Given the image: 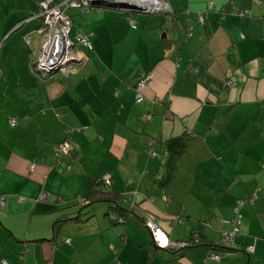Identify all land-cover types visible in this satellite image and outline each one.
Here are the masks:
<instances>
[{"label": "crops", "instance_id": "crops-1", "mask_svg": "<svg viewBox=\"0 0 264 264\" xmlns=\"http://www.w3.org/2000/svg\"><path fill=\"white\" fill-rule=\"evenodd\" d=\"M41 1L0 0V264H264V0H165L143 17L71 9V37L93 49L76 43L84 65L48 76L34 66L38 33L25 39L41 19L21 24ZM107 173L123 222L84 200ZM255 194L234 249L213 251ZM148 220L189 244L159 247Z\"/></svg>", "mask_w": 264, "mask_h": 264}, {"label": "built area", "instance_id": "built-area-1", "mask_svg": "<svg viewBox=\"0 0 264 264\" xmlns=\"http://www.w3.org/2000/svg\"><path fill=\"white\" fill-rule=\"evenodd\" d=\"M131 1L144 7H149L154 12H168L170 9L169 3L165 0ZM255 1L260 2V0ZM93 3L94 5H105L107 0H61L59 2L56 0H42L40 2V11L37 15H35V17H40L42 19V25L38 30H33L25 36L27 43L30 44L35 31L36 33L42 34V39L40 42L41 51L36 63L34 62L35 68L47 75L49 73H53L55 70L54 61H58L60 62L61 66H63L62 73H68L71 69H73V67L70 68V66L87 60V55L84 52L76 50V43L88 49H93V43L90 35L84 32H79L76 35L77 42L71 38V27L73 21L70 14V9H80L83 12H88L94 6ZM212 6L213 5H209L208 9H211ZM239 14L244 16L246 12L244 10H240ZM198 18L200 22H204L205 18L203 14H200ZM130 23L133 27H136L137 25V21L135 19H130ZM192 32V29H190L189 35H191ZM75 60H77V62H74ZM149 76V74H144L137 83L136 89L138 100H141L144 95V89L149 83L148 81L151 79ZM19 123V118H13L10 120L11 126H17ZM153 143H155V141H153ZM63 146L64 147L62 151L57 154L58 157L67 155L72 150V144L67 140L64 141ZM152 155L156 156L158 153L153 150ZM103 179L107 185H111L110 174H105ZM257 197L258 196L255 194L252 197H249V199H241L238 201V204L235 207L236 217L230 222L234 226V229L232 231L223 232V244L235 246V236L240 233V207L245 202V200L253 203ZM40 199L49 200L50 194L43 192L40 196ZM0 204L2 207L4 206L3 198H0ZM112 217L114 219L117 218L115 215H112ZM146 226L151 231L153 241L161 248L171 249L188 245L187 242H172L166 232L163 231L153 220H148L146 222ZM246 250L248 252H253L254 246L250 245ZM212 256L219 258L220 254L213 252ZM2 264H8V261L3 259Z\"/></svg>", "mask_w": 264, "mask_h": 264}, {"label": "trees", "instance_id": "trees-1", "mask_svg": "<svg viewBox=\"0 0 264 264\" xmlns=\"http://www.w3.org/2000/svg\"><path fill=\"white\" fill-rule=\"evenodd\" d=\"M57 1L59 2L61 0H57ZM213 8H214V5L212 6L211 9H213ZM211 9H208V10L210 11ZM222 11H223V13L226 12V7L223 8ZM244 11L246 12V14L244 16L245 17L248 16L249 12L246 10H244ZM200 12H202V11H200ZM232 12L239 15L240 17H243L239 14L240 10H234ZM126 14H129V13L126 12ZM137 24H138V22H137ZM136 27H137V25H136ZM190 29H192V31H193V27H190ZM136 88H137V84H136ZM110 187L111 186L107 185L102 177L101 178H91L89 192L87 193V195L84 198L86 206H89V207H87V209L89 210L90 208H92L93 207L92 205L96 204V202L107 201L108 204H110L112 206V209H113V211L108 212V214H110V216L115 215L117 217V214H115V213H118L120 210L126 211L127 209H124V207H122L119 203H117V201H115L114 199L111 198V195H113L114 191L111 190ZM124 211L121 214H123ZM128 211L131 212V209L128 208ZM80 217H81L80 214L79 215L76 214L73 216H68L64 220H73V219L80 218ZM111 218L114 221H119V222L124 221V219L121 220L122 218H118V217L115 219L113 217H111ZM196 237H197V238H195L196 241H201V238H200L201 236L197 235ZM193 239H194V237H193ZM212 247L214 249L213 251H217V250L226 251V250L234 249V246H228V245L223 244L222 242L213 243ZM21 254H23V253L21 252Z\"/></svg>", "mask_w": 264, "mask_h": 264}, {"label": "water", "instance_id": "water-1", "mask_svg": "<svg viewBox=\"0 0 264 264\" xmlns=\"http://www.w3.org/2000/svg\"><path fill=\"white\" fill-rule=\"evenodd\" d=\"M106 5L113 7V8H116V9H119V10H123V11H134V12L145 13V14L155 13L149 7H144V6H142L138 3H135L131 0H107ZM164 36H166V34H164ZM74 62H77V60H75ZM85 62H86V60L81 62V63H76L72 67L79 68L82 65H84ZM55 72H57V71L54 70L53 73H55Z\"/></svg>", "mask_w": 264, "mask_h": 264}, {"label": "rangeland", "instance_id": "rangeland-1", "mask_svg": "<svg viewBox=\"0 0 264 264\" xmlns=\"http://www.w3.org/2000/svg\"><path fill=\"white\" fill-rule=\"evenodd\" d=\"M93 5H94V3H93ZM104 4H99V6H103ZM71 10V9H70ZM155 13H157V12H155ZM152 14V13H151ZM35 15H37V14H31V15H29L23 22H21V24L23 25V24H27V22L30 20V18L32 19V17H35ZM138 16H140V17H143V16H145L146 14H143V13H138L137 14ZM38 18H40V17H38ZM41 19V18H40ZM41 21H42V19H41ZM73 21V20H72ZM40 27H38L36 30H38ZM72 28V27H71ZM35 33H36V31H35ZM42 37V34H37L36 35V37L34 38V43H33V45L35 46V51L36 50H38V54L37 55H35V57H34V62L36 63V61H37V59H38V57H39V53H40V51H41V38ZM72 37L74 38V36L72 35ZM71 37V38H72ZM72 38V39H73ZM75 42H77V40H76V37L73 39ZM40 44V45H39ZM74 65V64H73ZM72 65V66H73ZM72 66H70V68L72 67ZM54 69H55V71H58V72H62L63 70V66H61V64H60V62H58V61H54ZM73 69H75V67H73ZM58 72H55V73H57V74H59ZM61 74V73H60ZM149 77H152L151 75L149 76ZM148 82H151V79L148 81ZM96 205H98V204H96ZM111 217H112V215H111Z\"/></svg>", "mask_w": 264, "mask_h": 264}, {"label": "bare ground", "instance_id": "bare-ground-1", "mask_svg": "<svg viewBox=\"0 0 264 264\" xmlns=\"http://www.w3.org/2000/svg\"><path fill=\"white\" fill-rule=\"evenodd\" d=\"M58 72V71H57ZM48 76V75H47ZM135 201V200H134Z\"/></svg>", "mask_w": 264, "mask_h": 264}, {"label": "clouds", "instance_id": "clouds-1", "mask_svg": "<svg viewBox=\"0 0 264 264\" xmlns=\"http://www.w3.org/2000/svg\"><path fill=\"white\" fill-rule=\"evenodd\" d=\"M106 5V4H105Z\"/></svg>", "mask_w": 264, "mask_h": 264}]
</instances>
